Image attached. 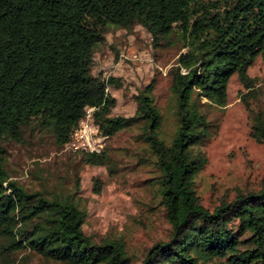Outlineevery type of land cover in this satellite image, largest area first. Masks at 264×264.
<instances>
[{"label": "trees", "instance_id": "obj_1", "mask_svg": "<svg viewBox=\"0 0 264 264\" xmlns=\"http://www.w3.org/2000/svg\"><path fill=\"white\" fill-rule=\"evenodd\" d=\"M107 23L126 30L139 24L153 45L176 40L185 48L169 69L176 118L169 142L158 135L152 83L135 95L131 116L109 115L114 99L105 88L118 87L117 79L90 73ZM263 53L264 0H0V140H18L32 125L62 147L87 106L95 107L92 122L105 140L140 124L170 226L167 239L148 248L140 264H264V177L257 190L238 192L211 210L194 188L214 126L202 105L223 107L232 75L251 89L246 70ZM240 96L249 137L264 146V109L251 110ZM3 154L0 147L4 264L22 251L62 264H131L120 240L94 243L83 233L84 211L72 195L47 197L10 179ZM73 154L85 164L105 165L104 147L99 154Z\"/></svg>", "mask_w": 264, "mask_h": 264}, {"label": "rangeland", "instance_id": "obj_2", "mask_svg": "<svg viewBox=\"0 0 264 264\" xmlns=\"http://www.w3.org/2000/svg\"><path fill=\"white\" fill-rule=\"evenodd\" d=\"M184 51L176 40L153 45L139 24L127 30L105 24L103 40L93 47L90 73L117 79L118 87L107 84L105 88L114 99L109 115L131 116L136 109L135 95L152 83L153 102L161 115L158 135L169 142L176 127L169 69ZM246 73L254 80L251 89L245 90L232 75L226 85L225 105L201 107L214 126L202 148L207 163L196 176L194 188L208 210L238 192L257 190L264 177V146L249 137V112L240 96L244 94L251 110L264 109V53L254 58ZM140 132L139 124L107 138L105 165L85 164L79 155L56 147L48 130L32 125L18 140H0V147L10 179L29 192L39 191L47 197L72 195L84 211L83 233L94 243L106 238L120 240L130 263L140 264L147 249L165 241L170 230L158 204L157 172ZM13 257V264H20V258L26 264H62L28 251Z\"/></svg>", "mask_w": 264, "mask_h": 264}, {"label": "built area", "instance_id": "obj_3", "mask_svg": "<svg viewBox=\"0 0 264 264\" xmlns=\"http://www.w3.org/2000/svg\"><path fill=\"white\" fill-rule=\"evenodd\" d=\"M95 107H84L82 117L77 121L73 131L62 150L72 153L99 154L105 145V137L101 136L92 122V112Z\"/></svg>", "mask_w": 264, "mask_h": 264}]
</instances>
